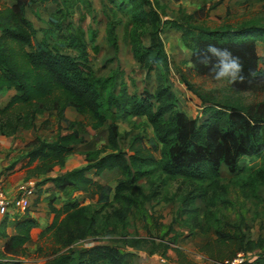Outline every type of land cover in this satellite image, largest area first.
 Segmentation results:
<instances>
[{
	"label": "trees",
	"instance_id": "1",
	"mask_svg": "<svg viewBox=\"0 0 264 264\" xmlns=\"http://www.w3.org/2000/svg\"><path fill=\"white\" fill-rule=\"evenodd\" d=\"M106 1L114 9L115 17L124 14L128 18L132 51L141 67L147 74L161 70L164 81L154 92L148 88L131 92L128 83L123 79L118 81L115 74H96L91 63L95 32L91 31L88 38L79 27L67 28L65 32L70 0H14L11 5L0 7V93L15 90L8 103L0 105V136L14 137L35 129L40 115L56 113L59 122L66 123V132L59 133L52 141L36 135L22 156L29 165L39 162L35 168L38 174L52 173L55 166H64L77 146L85 142L79 121L67 117V109L73 108L84 117L85 125L94 130L106 127L110 151L102 155L89 151L85 165L48 176L45 182L60 191L100 195L104 185L98 178L106 171L117 169L125 177L115 187L116 206H111L110 211L106 206L83 204L78 199L69 200L61 207L56 206L55 198L49 201L54 217L40 237L49 235L52 247L48 251L42 246L37 248L47 257L46 264H130L127 256L131 252L100 237L106 230L115 233L118 225L127 224L133 208L141 204L142 189L135 192L134 186L143 178H148L152 185L150 194L143 192V199H176L179 213L190 220L193 229L204 234L210 226H204L197 201L202 199L210 206V200L219 191H227L228 185L221 182L223 166L237 179L246 196L264 185V96L250 103L236 96L217 100L199 92L187 74L177 69L183 83L201 100V114L189 116L178 107V96L169 84L171 59L162 38L170 29L180 31L184 45L192 51L189 70L213 79L212 71L199 62V56L209 44L228 48L240 58L246 78L243 83H229V89L236 94L248 91L264 94V69L258 51V43H264V15L236 26L224 23L212 27L206 20L218 2L210 6L205 3L191 13L171 18L159 0ZM39 3L60 5L61 17L52 21L50 27L38 29L26 15L28 7ZM120 23L121 20L112 19L108 22V39L115 48L118 47L116 27ZM39 32L42 36L38 39ZM144 35L150 36V44L144 43ZM138 117L147 118L155 136L147 141L142 132H137L124 151L118 121L135 126ZM157 152L161 158L156 157ZM241 158L260 161L241 165ZM157 172L161 180L156 183L151 179ZM163 176L180 182L172 196L164 195L167 180ZM38 202L39 198L35 203ZM30 213L28 208L17 213L13 221L9 215L2 219L0 237L6 240L4 252L11 258L0 260V264H22L20 258L29 254L27 244L33 239V229L39 225ZM9 227L15 233H8ZM215 233L216 237L200 248L210 260L233 259L245 252L253 254L243 264H264V235L254 240L242 229L229 232L219 226ZM88 240L92 245L76 254L75 244ZM122 242L140 248L148 240L124 238ZM176 251L184 264L185 254L180 248Z\"/></svg>",
	"mask_w": 264,
	"mask_h": 264
},
{
	"label": "rangeland",
	"instance_id": "2",
	"mask_svg": "<svg viewBox=\"0 0 264 264\" xmlns=\"http://www.w3.org/2000/svg\"><path fill=\"white\" fill-rule=\"evenodd\" d=\"M14 0H0V7L11 5ZM165 8L168 17H177L180 13L193 12L205 3L210 6L216 2L219 5L211 10L207 25L212 27L224 23L239 25L249 20L259 18L264 15L262 0H159ZM70 12L64 21L65 32L67 28H82L85 32L97 31L96 43L91 47V63L97 75L107 76L115 74L118 81L122 79L127 82L131 90H142L148 88L155 90L159 83L164 81L161 70L152 71L147 74L146 69L136 63L131 51L130 27L128 19L123 14L114 16V9L106 0H70ZM60 5L54 3H39L27 8L26 15L40 29L50 27L52 21L59 20L61 15L58 13ZM109 21L121 20L117 25V36L120 48L116 50L110 44L106 36V28ZM129 32V33H128ZM129 35H128V34ZM42 32L38 33V39ZM179 33L173 32L168 36L163 35L166 49L171 59V73L169 82L179 96L178 107L188 113L189 116H199L202 111L201 100L192 93L183 83L177 69L187 74L189 81L195 88L217 100L225 97L236 96L244 102L250 103L256 99H262L263 92H244L236 94L229 89L227 80H216L211 77L197 75L189 70L190 51L181 44ZM258 51L261 55V67L264 69V43H258ZM157 72V73H156ZM157 74V75H156ZM7 95H0V102L3 103ZM67 116L71 120L79 121L78 127L81 129L85 142L79 144L74 154L70 155L64 166H55L54 171L49 174H38L35 172L39 162L29 165L28 160L22 159L28 150V143L31 139L39 135L45 140L52 141L57 138L59 133L67 130L66 123H60L56 113L47 112L40 115L36 120V128L22 131L15 137H0V181L9 196H15L19 187L26 182H34L37 192L32 199L29 208L30 214L38 220V227L33 233V239L27 244L29 254L21 257L22 264H46L47 257L44 253L37 251L38 246H42L45 251L52 247V240L49 235L40 237V232L50 223L53 214L49 208V201L55 198L58 207L63 206L67 201L78 199L83 204H91L96 207L106 206L110 211L113 202V195L116 185L125 180L124 175L119 170L106 171L99 181L104 185V190L100 195H91L74 190L60 191L53 185L46 183L45 178L51 175L63 173L74 167L86 164V153L95 151L102 155L110 151L108 147V133L106 127L94 130L91 126L85 125L84 117L75 110L69 109ZM135 126L132 124L118 121L122 134V148L128 150L133 134L142 132L147 138L155 136L153 127L148 123L146 117L135 119ZM157 158H161V153H156ZM255 160V161H254ZM241 158L240 164L257 163L259 159ZM164 185V195L172 196L178 186L179 180L167 178ZM156 183L161 180L159 172L151 179ZM221 182L228 185L227 191H219L218 196L210 200V206L199 199L197 204L200 207V218L205 227L210 226L206 234L197 229H193L187 217L179 213V203L177 200H150L143 199L144 194H150L151 182L148 178H143L135 186L134 191L142 189L141 204L133 208L126 225H118L115 233L111 229L101 234V240L115 242L123 251L127 246L123 244L124 238H146L147 243L144 247L136 248L127 256L130 264H143V248L148 251L155 250L161 245L164 246L174 239L187 260H197V264H210V258L200 250L210 238H215L216 226L225 231L238 232L244 230L248 237L257 240L264 235V185L258 187L255 193L252 191L250 196H246L237 184V179L224 166L221 169ZM39 183V186L37 185ZM39 198L38 204L35 201ZM116 206V205H114ZM42 228V229H41ZM91 240L82 241L74 246L75 253L78 254L91 246ZM253 254V253H252ZM251 254V255H252ZM205 255V256H204ZM11 256L4 255L0 250V260H8Z\"/></svg>",
	"mask_w": 264,
	"mask_h": 264
},
{
	"label": "crops",
	"instance_id": "3",
	"mask_svg": "<svg viewBox=\"0 0 264 264\" xmlns=\"http://www.w3.org/2000/svg\"><path fill=\"white\" fill-rule=\"evenodd\" d=\"M107 2V1H106ZM160 5H162L163 6V4H161L160 3ZM164 8V7H163ZM165 9V8H164ZM185 13H191V12H185ZM181 14L182 13H180L179 14V16H177V17H181ZM120 15H122V14H120ZM124 15V14H123ZM177 17H171V18H177ZM127 18V17H126ZM128 19V18H127ZM108 22H109V19H108ZM121 23H122V21H121ZM119 25V24H118ZM108 27V26H107ZM129 27L131 28V25H129ZM116 30H117V27H116ZM93 32H95V34H96V39H97V31L96 30H92ZM173 32H177V33H179V37H180V41H181V44H182V46L184 47V48H186V49H188L185 45H184V43H183V41H182V39H181V32L180 31H178L177 29H170V30H168L167 32H165V33H163L162 34V38H163V35H165V36H168L170 33H173ZM129 33V32H128ZM127 33V34H128ZM116 34H117V32H116ZM89 35H90V33L89 32H87L86 33V37L88 38L89 37ZM129 35V34H128ZM106 36H107V38H108V34H107V28H106ZM118 37V36H117ZM109 40V39H108ZM128 40L130 41V39H129V37H128ZM143 40H144V43L145 44H150V42H151V39H150V36L149 35H144L143 36ZM163 41H164V39H163ZM110 42V41H109ZM95 43H96V41H95ZM111 44V43H110ZM164 44H165V42H164ZM112 45V44H111ZM92 46V45H91ZM113 46V45H112ZM165 47H166V44H165ZM113 48H115L114 46H113ZM120 48V46H119V40H118V47L117 48H115L116 50H118ZM167 50V49H166ZM189 51H190V57H191V53H192V51L190 50V49H188ZM131 51H132V46H131ZM167 53H168V51H167ZM132 55H133V58L135 59V61H136V63L137 64H139L140 65V63L137 61V59L134 57V54H133V51H132ZM168 55H169V53H168ZM190 57H189V59H190ZM169 58H170V56H169ZM190 63V62H189ZM191 65V64H190ZM141 66V65H140ZM190 67V66H189ZM157 73V72H156ZM157 75V74H156ZM102 76V75H101ZM162 82H163V80H162ZM160 84V83H159ZM158 84V85H159ZM169 84H170V86H171V83L169 82ZM129 85V84H128ZM158 87V86H157ZM156 87V88H157ZM171 88H172V90H174L173 89V87L171 86ZM129 89H130V91L131 92H141L144 88H142V90H131V87H130V85H129ZM149 90H151V89H149ZM156 90V89H155ZM155 90H151L152 92H154ZM175 91V90H174ZM176 92V91H175ZM15 94V90L14 89H11V90H8L7 92H3V93H0V95H7V99H6V101L5 102H3V103H1L0 102V105H2V106H4V105H6L7 103H8V101L11 99V97L13 96ZM177 94V93H176ZM177 96H178V94H177ZM178 101H179V96H178ZM69 109H73V108H68L67 109V111L69 110ZM74 110V109H73ZM66 114H67V112H66ZM79 114V113H78ZM80 115V114H79ZM68 117V116H67ZM193 117H195V116H193ZM69 118V117H68ZM70 119V118H69ZM64 123V122H63ZM32 130V129H31ZM25 131H28V130H25ZM66 131V130H65ZM65 133V132H64ZM1 138L2 137H8V138H10V137H12V136H4V135H1L0 136ZM15 137V136H14ZM35 138V136L32 138V139H34ZM31 139V140H32ZM224 167V166H223ZM49 184H51V183H49ZM52 185V184H51ZM54 187V186H53ZM55 188V187H54ZM56 189V188H55ZM52 213V212H51ZM53 214V213H52ZM15 216H16V214L15 213H10L9 214V219L11 220V221H13L14 219H15ZM5 216H3V215H1L0 214V223H1V221H2V219L4 218ZM53 217H54V215H53ZM53 217H52V219H51V221H50V223L52 222V220H53ZM38 221V220H37ZM38 227V226H37ZM37 227L36 228H34L33 229V231H32V235H33V233H34V231H35V229H37ZM42 229V228H41ZM8 233H10V234H13V233H15V229L13 228V227H9L8 228ZM33 238V237H32ZM5 239L4 238H2V237H0V250L2 251V253L4 254V255H6L5 254V252H4V243H5ZM207 242V241H206ZM205 242V243H206ZM204 243V244H205ZM91 244H92V242H91ZM176 244V241H174V239H172V240H170V242L168 243V245H169V247H167V248H165V246H160V247H158V248H156L155 249V251L154 252H150V251H148V250H146L145 248H143V264H182L181 262H180V260H179V256H178V253H177V251H176V249L177 248H180L178 245H175ZM203 244V245H204ZM203 245H201V246H203ZM200 246V247H201ZM134 249H136V247H128L127 246V250L126 251H129V252H131V251H134ZM181 249V248H180ZM9 256V255H8ZM205 256V255H204ZM205 257H207V256H205ZM161 258H164L165 259V261H161ZM7 260V259H6ZM184 264H197V260H193V259H191V260H186L185 262H184Z\"/></svg>",
	"mask_w": 264,
	"mask_h": 264
},
{
	"label": "clouds",
	"instance_id": "4",
	"mask_svg": "<svg viewBox=\"0 0 264 264\" xmlns=\"http://www.w3.org/2000/svg\"><path fill=\"white\" fill-rule=\"evenodd\" d=\"M199 62L208 67L216 80H227L229 83H243V65L238 56L233 55L228 48H218L209 44L204 53L199 56ZM254 75V73H249Z\"/></svg>",
	"mask_w": 264,
	"mask_h": 264
},
{
	"label": "built area",
	"instance_id": "5",
	"mask_svg": "<svg viewBox=\"0 0 264 264\" xmlns=\"http://www.w3.org/2000/svg\"><path fill=\"white\" fill-rule=\"evenodd\" d=\"M36 192V184L34 182H26L19 187L17 195L11 197L7 194L0 181V214L6 216L12 212L15 214L24 213L30 208ZM250 256L251 254L240 252L233 259L211 260L210 264H243ZM161 261H165V259L161 258Z\"/></svg>",
	"mask_w": 264,
	"mask_h": 264
}]
</instances>
